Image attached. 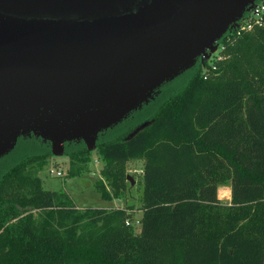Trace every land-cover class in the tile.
Returning <instances> with one entry per match:
<instances>
[{"label":"trees","instance_id":"16d2710c","mask_svg":"<svg viewBox=\"0 0 264 264\" xmlns=\"http://www.w3.org/2000/svg\"><path fill=\"white\" fill-rule=\"evenodd\" d=\"M220 43L222 60H199L99 136L115 196L126 164L144 161L139 230L127 210H79L67 192L46 190L49 144L19 139L0 160V264H264V27ZM65 155L69 178L89 172L83 142ZM224 185L230 203L218 196Z\"/></svg>","mask_w":264,"mask_h":264},{"label":"water","instance_id":"95a60500","mask_svg":"<svg viewBox=\"0 0 264 264\" xmlns=\"http://www.w3.org/2000/svg\"><path fill=\"white\" fill-rule=\"evenodd\" d=\"M257 1L0 0V160L30 137L55 157L73 142L96 150Z\"/></svg>","mask_w":264,"mask_h":264},{"label":"rangeland","instance_id":"374dc122","mask_svg":"<svg viewBox=\"0 0 264 264\" xmlns=\"http://www.w3.org/2000/svg\"><path fill=\"white\" fill-rule=\"evenodd\" d=\"M23 150L20 147L17 148L16 157L22 156ZM104 166L96 149L91 152L89 172L80 177L69 178L70 158L65 154L59 157L53 156L50 147V155L46 159L43 169L39 171V176L42 178L46 190L67 192L79 210L99 209L108 212L118 209L127 210L132 224L136 230H139V221L143 213L144 161L139 158L126 164L124 168L126 180L122 181V187L117 191L118 196L114 195L116 191L111 190L106 178L103 177ZM52 169L60 171L62 175L51 174ZM128 177L134 181V184ZM98 184H104L108 191H111L112 198L110 200L104 199L98 192L96 188ZM219 190L220 200L224 203H230L232 199L231 187L224 185Z\"/></svg>","mask_w":264,"mask_h":264},{"label":"built area","instance_id":"2783aa9c","mask_svg":"<svg viewBox=\"0 0 264 264\" xmlns=\"http://www.w3.org/2000/svg\"><path fill=\"white\" fill-rule=\"evenodd\" d=\"M262 27H264V0H258L256 6L239 22V28L236 29V33L240 36L244 33H250L257 28ZM224 49V45L219 43V48L212 57L219 61L222 60L221 53ZM50 172L53 175H62L60 171L55 169H52Z\"/></svg>","mask_w":264,"mask_h":264},{"label":"flooded vegetation","instance_id":"af4514ba","mask_svg":"<svg viewBox=\"0 0 264 264\" xmlns=\"http://www.w3.org/2000/svg\"><path fill=\"white\" fill-rule=\"evenodd\" d=\"M30 138H32V137H30ZM37 139V138H36ZM42 141V140H41ZM43 142V141H42ZM44 143V142H43ZM44 144H49V143H44ZM49 146H50V144H49Z\"/></svg>","mask_w":264,"mask_h":264},{"label":"bare ground","instance_id":"6f19581e","mask_svg":"<svg viewBox=\"0 0 264 264\" xmlns=\"http://www.w3.org/2000/svg\"><path fill=\"white\" fill-rule=\"evenodd\" d=\"M222 190H223V189H222ZM219 191H220V190H219ZM228 192H229V191H228ZM225 194H226V193H225ZM220 195H221V194H220ZM218 196H219V195H218ZM229 196H230V195H229ZM229 196H228V197H229ZM219 197H220V196H219ZM225 198H226V197H225Z\"/></svg>","mask_w":264,"mask_h":264}]
</instances>
